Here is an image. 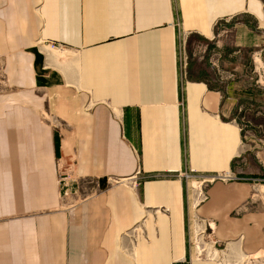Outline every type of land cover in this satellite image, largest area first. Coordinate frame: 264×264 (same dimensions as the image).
<instances>
[{"label": "crops", "instance_id": "1", "mask_svg": "<svg viewBox=\"0 0 264 264\" xmlns=\"http://www.w3.org/2000/svg\"><path fill=\"white\" fill-rule=\"evenodd\" d=\"M263 25L264 0H0V264H219L192 253L193 213L264 252V207L234 217L242 181L264 183L243 146L254 90L207 74L226 34L257 48ZM228 172L186 195V176Z\"/></svg>", "mask_w": 264, "mask_h": 264}, {"label": "rangeland", "instance_id": "2", "mask_svg": "<svg viewBox=\"0 0 264 264\" xmlns=\"http://www.w3.org/2000/svg\"><path fill=\"white\" fill-rule=\"evenodd\" d=\"M248 22V21H247ZM231 24H225V30L228 31L231 29ZM264 27V25H263ZM232 33H228L225 35V45H224V62L218 63L214 69H209L208 78L212 82L220 81V80H232L233 78L239 79L242 82L240 86L242 88H250L254 90V98L253 101L250 102V115L249 117H245L247 121L242 123V127L244 128L243 132V146L245 148L251 147V151L255 154H259V159H264V87L258 83V80L264 79V44L257 48H243L239 50L234 46L233 39L231 38ZM243 41L248 42V40L243 39ZM200 42L195 44L186 45V57L189 63H196L197 59L200 57V54L197 46ZM182 52H184V46H182ZM6 57L0 56V96L8 95L12 92L13 87L10 85V81L6 72ZM185 55H182V59ZM213 61V60H211ZM213 62H217L214 59ZM217 64V63H216ZM198 64L196 63V66ZM235 65V66H234ZM239 66L240 69H237ZM263 81V80H262ZM214 84V83H213ZM251 86V87H249ZM254 113V114H253ZM253 114V115H252ZM257 162V161H256ZM242 175H236V177L231 180L228 178H219L216 176H186L185 181V193L186 195H193L196 191L200 192L199 198H196V202L194 201V205L198 204L200 206L202 202H206L207 200V192L210 188L220 182L224 185L237 183L239 182V178ZM241 182V181H240ZM198 183H201V188ZM243 184H248L254 187V190L251 191V198H248L246 202L239 207L234 213V217H239L240 214L248 213L249 207L252 205H257V207H264V193H257L259 189V185H263V182H253V181H245ZM198 185V187H197ZM196 189V190H195ZM257 190V191H256ZM197 193V192H196ZM189 199V198H188ZM192 198H190V208L191 211L195 207L191 203ZM201 203V204H200ZM194 206V207H193ZM193 213V212H191ZM197 215L190 214L187 217V224L189 226L188 236L190 242V249L194 256L197 254L198 259L201 260H209L214 261L219 264H264V252H249L247 249L243 247L239 240H243L244 236L241 235L240 238L236 239H218L217 233H214L212 230H207L205 228V223L201 220L204 218L198 217ZM201 218V219H200ZM201 220V221H200ZM208 222V221H207ZM211 223V222H209ZM204 226V228L202 227ZM140 228L142 226L140 225ZM264 235V228L261 231ZM240 244L241 253L249 256L245 258V256L237 255V253L230 251L228 248L230 245ZM200 247H202L200 249ZM217 252L218 258L214 259L213 255ZM221 253V254H220ZM215 256V255H214Z\"/></svg>", "mask_w": 264, "mask_h": 264}, {"label": "built area", "instance_id": "3", "mask_svg": "<svg viewBox=\"0 0 264 264\" xmlns=\"http://www.w3.org/2000/svg\"><path fill=\"white\" fill-rule=\"evenodd\" d=\"M259 80H260V79H259ZM261 86H262V85H261ZM263 165H264V164H263ZM263 172H264V169H263ZM219 178H228V179H231V180L234 179V177L231 175L230 172H228V173H226V174H224V175H220Z\"/></svg>", "mask_w": 264, "mask_h": 264}]
</instances>
